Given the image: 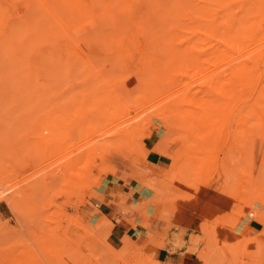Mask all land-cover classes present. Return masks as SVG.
Masks as SVG:
<instances>
[{"label":"rangeland","instance_id":"obj_1","mask_svg":"<svg viewBox=\"0 0 264 264\" xmlns=\"http://www.w3.org/2000/svg\"><path fill=\"white\" fill-rule=\"evenodd\" d=\"M82 5L78 14L55 8L75 28L58 34L61 45L92 33L120 37L121 47L111 52L95 40L48 72L44 57L53 47L26 59L21 27L28 7L0 0V264H264V108L255 110L262 114L255 123L238 115L221 125L200 123V112L185 121L157 117L161 104L177 99L184 85L197 89L204 76H179L186 64L177 55L134 43L139 6L131 15L106 0L99 9L94 0ZM230 8L257 7L236 1ZM263 12L262 6L264 19ZM112 21L118 30L107 25ZM36 64L43 72L32 88ZM208 65L217 74L225 70L216 60ZM49 122L61 126L47 130ZM57 143L59 155L45 153ZM87 150L93 155L68 167ZM141 190L143 201L129 204ZM105 204L114 208L110 216ZM135 228L143 237L127 235Z\"/></svg>","mask_w":264,"mask_h":264},{"label":"bare ground","instance_id":"obj_2","mask_svg":"<svg viewBox=\"0 0 264 264\" xmlns=\"http://www.w3.org/2000/svg\"><path fill=\"white\" fill-rule=\"evenodd\" d=\"M102 1L103 0H94L93 7L99 9ZM106 1L111 2L113 6L115 5L119 8L125 9L126 13L129 11V14L134 8L138 6L141 8L142 11L138 19L139 25L137 26V30L133 33L135 44H145L148 46L149 50L163 52L167 58L177 55V58L181 63L186 64L185 67L179 71V76H189L190 72H194L193 76L195 77L200 75L202 77L204 76V78H202L204 81L203 85L197 87V89L190 90L189 88L191 85L187 84L177 91V99L169 104L161 101L163 104L157 109V117H164L165 114H167L168 120L181 119L185 121L192 119L195 113L200 112V123L204 120L207 121L208 119L210 121L211 119L214 123L217 122L220 125L231 119L230 117L234 119V116L237 117L236 115L245 120L251 119V122L260 119V115H262L261 113L264 111L261 110L264 108V19L260 14L262 6L264 7V0ZM236 1H239V3L240 1L255 3L257 8L256 10L241 9L233 11L230 7L231 4H234ZM19 2H22L25 8L28 7L29 13L27 21L21 27V33L26 36L29 50L26 59H28V62H30V59L33 62L35 57L45 55L43 53L47 47H53V50L47 53L44 57V59L51 64L50 70L47 68V64L44 66L48 69V72L60 68L63 64V56H65V60L67 61L69 60V57L74 55L76 50H86L88 48L87 45H90L95 40L101 47L111 52H113L114 49L121 47L120 45L123 40L120 39L119 36H115V38H119H116L117 40L114 41L107 40L111 39L107 36V38L95 37L92 33L78 41L76 40L78 37L75 39L72 36H68L67 39L65 38V41L62 40L64 43L61 45V41L58 39V34L63 32L66 33L67 30H69L68 26L70 25L71 27L72 23L61 19L60 15L57 16V9H59L58 7L63 6L64 9L67 8V10H74L76 14L82 13L83 11L80 9V6L82 5L83 0H19ZM55 8H57L56 11ZM89 9H91V7ZM118 11L120 12V10ZM26 15L27 13L24 15L25 18L22 17L24 20L27 18ZM242 15L246 16L241 18L240 16ZM64 17L66 18L67 16ZM71 17H73L74 20L75 17L73 15ZM79 17L80 16H78V18ZM119 19L121 21V18ZM80 20H82V18H80ZM85 21L88 24L85 25L88 27L90 26L91 29L96 25L93 23V18L90 19L89 17L88 20L85 19ZM115 23L112 21L107 25H109L113 31H116L119 27ZM100 24L103 26L105 25V22H101ZM73 27H71L72 30H75ZM76 28L79 30L77 26ZM128 30L129 29H127L126 32H128ZM72 32L75 34V31ZM72 32L70 33L72 34ZM78 33L81 34L80 30ZM104 34L107 35L106 32H104ZM84 47L86 49H84ZM89 54V52L86 53L88 56ZM21 59L23 58L21 57ZM212 60H216V65L218 63L224 65L223 67L225 70L219 74L213 69L211 70V67L208 64ZM35 66L32 65V69L29 70L35 80L32 84V88L38 87L37 76L42 75L41 73L43 72L41 69L43 66L41 68L37 67V64ZM48 75H50V73ZM12 79L13 78L11 77V80ZM260 79L263 80L260 86H257ZM27 82L25 81L24 85ZM30 82L31 81H29L28 84ZM39 85H42L41 82ZM29 88L30 87H28V89ZM198 95H201L202 97L200 96L201 98H198ZM174 97L175 96L173 95H169L168 99L172 100ZM107 104L108 103L105 102L104 105ZM180 106L187 107L192 111H172L174 108H179ZM257 108H261L260 110L262 111L259 115L255 112ZM225 112H227V114ZM47 119H49V121L54 120V118L51 117ZM235 120L237 122V118H235ZM253 123L249 124L252 125ZM219 124L218 126L220 127ZM249 124L247 126H249ZM56 126H61V122L58 125L54 122H49L47 130L54 129ZM215 126L217 125L215 124ZM183 129L190 133L195 132L191 127H185ZM134 131L135 130L129 132L125 131L121 137L125 138ZM106 140L108 141V139ZM62 147L61 143H57L55 147L47 146L45 148V153L48 155L57 153L59 155L62 151ZM101 147L103 149L106 148L104 142L101 144L100 148ZM90 152H92V150L83 151L75 155L72 161L68 163V167L72 168L79 161L92 156L93 154ZM99 152H101V150ZM114 239L116 240L117 237Z\"/></svg>","mask_w":264,"mask_h":264},{"label":"crops","instance_id":"obj_3","mask_svg":"<svg viewBox=\"0 0 264 264\" xmlns=\"http://www.w3.org/2000/svg\"><path fill=\"white\" fill-rule=\"evenodd\" d=\"M124 193L128 195L129 191H125ZM146 195L147 194L145 190H141V192H138V193L134 192L132 196L128 197V202L131 205H136L139 202H142L143 199L146 197ZM102 210L106 213V215L110 216L113 213L114 208L105 204ZM149 222H150L149 224L151 227H154V229L157 228L158 224L156 220H150ZM143 233H144V230L142 228L141 229L140 228L129 229L127 231V235L129 237H134L136 234L138 235L137 237H143ZM115 235L117 236V240H118L119 232L116 228H115Z\"/></svg>","mask_w":264,"mask_h":264}]
</instances>
